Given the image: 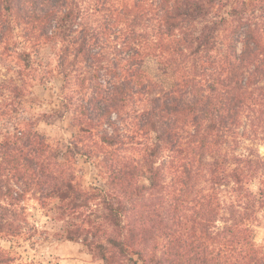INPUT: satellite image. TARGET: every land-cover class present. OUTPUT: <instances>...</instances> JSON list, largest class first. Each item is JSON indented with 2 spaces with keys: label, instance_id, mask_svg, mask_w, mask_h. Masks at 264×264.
<instances>
[{
  "label": "trees",
  "instance_id": "trees-1",
  "mask_svg": "<svg viewBox=\"0 0 264 264\" xmlns=\"http://www.w3.org/2000/svg\"><path fill=\"white\" fill-rule=\"evenodd\" d=\"M43 48L67 144L15 114ZM0 122V264L27 199L103 264H264V0H0Z\"/></svg>",
  "mask_w": 264,
  "mask_h": 264
},
{
  "label": "rangeland",
  "instance_id": "rangeland-1",
  "mask_svg": "<svg viewBox=\"0 0 264 264\" xmlns=\"http://www.w3.org/2000/svg\"><path fill=\"white\" fill-rule=\"evenodd\" d=\"M42 63L40 78L34 80L30 91L16 102L17 118H32L38 123V129L47 136L53 145L67 144L72 137L68 117H59L54 113L56 98L60 94L61 78L55 73L51 77L44 76L45 67L53 64V55L49 48H43L38 56ZM52 67V66H51ZM44 69V70H43ZM149 73L162 80L166 85L171 80L158 69L152 58L146 61ZM0 122V129L2 128ZM0 134V139H1ZM264 155V146H260ZM76 180L84 188L92 184L100 185L96 179V170L91 161L85 157H77L75 163ZM255 187L254 185H252ZM26 220L23 235L19 237L5 236L1 245L19 262L32 264H103V261L82 241H71L65 238V224L53 210L42 208L34 199H27L24 204ZM256 241L264 243V209L257 213L254 222Z\"/></svg>",
  "mask_w": 264,
  "mask_h": 264
}]
</instances>
